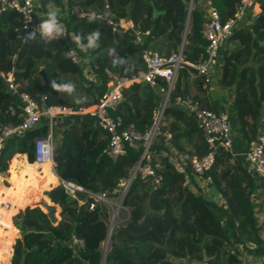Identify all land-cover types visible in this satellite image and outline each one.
<instances>
[{
    "label": "trees",
    "instance_id": "1",
    "mask_svg": "<svg viewBox=\"0 0 264 264\" xmlns=\"http://www.w3.org/2000/svg\"><path fill=\"white\" fill-rule=\"evenodd\" d=\"M188 2L36 0V18L42 20L48 11H56L65 37L46 43L40 37L25 42L24 33L30 30L18 34L21 16L13 10L1 13L0 71L11 72L17 89L27 92L40 107L63 105L78 109L94 105L114 77L131 78L145 69L143 47L133 43L135 30L148 31L147 35L142 34L143 46H151L163 56L177 51L182 43ZM239 2L192 0L181 50L185 61L195 64L204 56L207 41L201 24L207 18L208 7H215L220 22L225 23L234 18ZM257 2L259 11L253 15L248 9L244 19L218 45L207 85L193 67H178L158 133L148 150L151 160L161 164L160 182L152 189L138 175L134 177L122 201L129 209L128 219L113 227L104 264H254L255 259L264 258V223L259 225V203L254 200L260 178L242 155L250 142L257 140L264 125V0ZM73 7L100 17L95 16L92 21L77 17L71 12ZM152 7L163 12L153 17ZM109 17L130 20L135 29L112 25L107 22ZM97 29L101 36L95 49L85 51L74 42L77 34L85 37ZM70 48L79 55L77 63L67 57ZM113 48L115 54L111 53ZM113 55L123 57L126 63L113 67ZM84 68L88 73L83 72ZM41 71L50 81L47 87L43 86ZM65 80L75 84L74 95L81 98L79 102L51 87V82ZM156 83L155 87L144 80L126 84L111 114L119 116L123 125L132 123L138 131H144L164 95L160 88L167 87L162 78H157ZM214 83L227 91L231 111H222L229 122H234L243 149L235 154L233 147H217L212 165L199 178L191 169L190 159L208 149L194 115L176 98L189 96L200 107L216 110L207 95ZM145 88L148 92L144 95ZM16 103V96L0 76V125L19 120L8 113V106ZM47 131L46 118L41 117L23 137H10L3 143L0 171L7 167L9 171L8 161L14 156L11 189L24 196L25 206H37H27L12 215L10 242L0 252L5 257L10 255L16 227L19 235L12 245L9 264H102L109 210L99 202L89 209L90 197L82 192L68 195L60 184L55 185L57 181L53 182L48 164L33 162V140ZM51 133L54 170L58 174L73 173L78 158L79 178L92 192L111 190L118 178L127 176L143 149L138 141L126 146L125 153L115 160L110 159L102 152L107 133L89 114L58 115L52 121ZM166 133H170L169 138ZM15 153H25L27 160L23 156L19 160ZM48 184L55 185L49 189L48 200L59 206V219L47 214V199L40 200V193ZM74 239L81 240L82 245Z\"/></svg>",
    "mask_w": 264,
    "mask_h": 264
},
{
    "label": "built area",
    "instance_id": "2",
    "mask_svg": "<svg viewBox=\"0 0 264 264\" xmlns=\"http://www.w3.org/2000/svg\"><path fill=\"white\" fill-rule=\"evenodd\" d=\"M258 0H240L237 5V12L239 13L235 23H231L233 19L221 23L219 15L213 6L208 7L207 18L201 24V33L203 38L207 41L204 56L195 63H189L184 60L182 56V47L177 51L171 52L167 56L161 55L157 50L151 46H143V35H147L148 31L143 33L135 30L133 43L142 46L141 59L145 65V69L139 71L131 78L114 77L107 83L106 90L98 98L97 103L87 107H79L73 109L69 106H52L46 105L40 107L36 100H34L27 92L19 91L17 84L13 81L11 72L0 71V76L5 80L7 88L17 98L16 105L8 106L9 116L18 118L19 120L8 121L0 125V151L3 143L10 137H23L25 132L34 127L41 117L46 118L48 131L43 136H37L33 140V157L37 164L49 163L50 168L54 170L53 155L51 159L42 154V146L46 143H52V121L55 115L61 114L63 116L73 113L89 114L95 117L96 124L107 133V143L102 152L110 159L115 160L118 156L126 151V146H132L136 142H141L143 145L142 152L136 164L128 172L127 176L120 177L116 185L111 190H102L92 192L85 189L81 184L73 179H59L64 191L70 195L75 196L77 192L84 193L91 198L89 202V209L93 208L94 203L99 202L104 204L109 210L108 229L107 232L112 231L113 227L125 223L129 216L128 207L122 204L123 198L126 195L129 186L136 175L143 181L148 182L152 189H155L161 179L159 170L161 164L158 161H152L148 150L151 146L155 135L158 133V127L163 115V110L166 106L168 94L173 86L176 71L181 64H187L194 68L195 73L203 76L204 86L211 80V67L215 62L218 45L225 37V35L237 24L238 21L245 15L246 11L254 6H258ZM36 0H0V14L13 10L17 12L22 19L20 29L32 30L37 25L38 19L35 14ZM256 4V5H255ZM71 12L77 17H87L90 12L80 11L77 7H73ZM236 12V13H237ZM253 15L255 13H252ZM236 15V14H235ZM29 17L31 20L29 21ZM96 17H100L96 14ZM235 17V16H234ZM107 22L112 25H119L124 29L134 28L132 21L127 19H119L115 22L113 18H107ZM63 28V26H62ZM143 34V35H142ZM65 37V30L59 34L58 38L51 40H60ZM43 43L50 40L41 38ZM67 57L71 62H78L80 60L77 51L70 48L67 51ZM162 78L167 82L165 89L160 88L164 92V98L153 113L151 124L142 132L138 131L132 123L123 125L119 116H114L111 111L115 110L118 101L121 98L122 88L134 80H144L150 86H156V79ZM44 97H42L43 99ZM176 101L181 102L186 109L191 112L197 125L202 131L204 142L207 151L202 155H195L190 159V166L192 171L200 178L205 171H207L213 163L214 152L217 147L221 146L226 150L232 148L231 126L227 114L219 109L212 110L202 108L197 103L193 102L189 96L183 99L177 97ZM264 122V117L262 118ZM166 137H170V133H166ZM244 160L249 164L252 172L260 178L262 187L264 189V125L261 129L260 135L256 141H251L248 148L242 152ZM2 171H0V174ZM209 176H206V180ZM82 201H79L81 203ZM9 205V204H8ZM123 211V212H122ZM264 212V203H263ZM123 214V215H122ZM75 242L82 245V241L74 239ZM109 240L104 241V246L108 247Z\"/></svg>",
    "mask_w": 264,
    "mask_h": 264
},
{
    "label": "clouds",
    "instance_id": "3",
    "mask_svg": "<svg viewBox=\"0 0 264 264\" xmlns=\"http://www.w3.org/2000/svg\"><path fill=\"white\" fill-rule=\"evenodd\" d=\"M96 16L95 12H90L87 16V19L89 21H92ZM31 20V17H29V21ZM63 31V28L60 24V21L58 19V14L56 11H48L45 14V18L42 20H39L37 25H35L32 30L27 31L24 33V40L25 42L40 38H47L48 40H51L53 38H58L59 34ZM101 33L100 31L93 30L89 32L85 37L80 36L77 34L74 37V42L82 47L85 51L93 50L97 47L99 40H100ZM116 50L113 48L111 49V53L115 54ZM126 61L123 57L119 55H113L111 59V64L113 67L118 65L125 64ZM51 87L56 90L65 93L67 96L73 97L75 102L80 101V97L78 95H74L76 93V86L75 84L70 80H65L63 82H51ZM55 145L53 143H46L42 146V154L44 156H47L49 159H51L53 153H54Z\"/></svg>",
    "mask_w": 264,
    "mask_h": 264
},
{
    "label": "crops",
    "instance_id": "4",
    "mask_svg": "<svg viewBox=\"0 0 264 264\" xmlns=\"http://www.w3.org/2000/svg\"><path fill=\"white\" fill-rule=\"evenodd\" d=\"M257 12H258V10H257ZM207 95H208L209 102L211 104L216 105L217 106V109L222 110V109L225 108V110H227V112L228 111H231L230 102H229V100L227 98V91L226 90H223L221 87H219V85L217 83H214V85L209 89ZM230 123H231V127H232V138H233V144H232V147L233 148H232V150H233V153L239 154V153L242 152V149H243L242 144L243 143L241 141L240 135H239L236 127L234 126V122L230 120ZM14 155H18V159L19 160H21V158H22L21 156H23V159L26 161V159L24 157V155H26L25 153L24 154L23 153H15ZM167 158H169V157L167 156ZM10 159H12V158H10ZM9 161H11V160H9ZM9 161H8V165H9ZM7 169H8V167H7ZM38 169L40 170V167ZM50 171L52 173H54V170H52L51 168H50ZM9 172L11 173V171H9ZM9 172L7 173V172L2 171V173L4 175H3V179L0 180V186H2V187H8V188L11 189V188H14V187H13V185L9 181V177H10V173ZM257 183H258V189L256 190V196H255L254 200L258 201V203H259L258 207L256 208L257 209L256 214H257V217H258L259 225L262 226L263 223H264V212L262 210V208H263V202H264V200H263L264 199V194H263V191H262V188H261V186H262L261 182L259 180H257ZM57 184H58V179H57V183L55 185H57ZM55 185H53V186H55ZM53 186L52 185L49 186V184H48L47 188H45V189H50ZM44 191L45 190H42L41 193H40L41 194V199L40 200H42V201H44V198L47 199V197L44 196L45 195V192ZM0 194L4 195V197H2V199H5L6 198L4 189H1L0 188ZM258 195H260V196H258ZM20 196H22V195H20ZM22 197L24 198V196H22ZM2 199H0V200H2ZM47 201L49 203H51L48 199H47ZM27 206H30L31 207V205H26V206H24L22 208H15V211L13 212V214L15 212L19 211V210L24 209ZM13 207H14V205H13ZM56 208L59 209V206L56 205ZM11 222H12V219H11ZM15 229H16V233H15V235L13 237V241L18 236V230H17L16 227H15ZM13 241H12V244H13ZM11 255H12V246H11L10 255L8 256V260L5 263H0V264H9L10 259H11Z\"/></svg>",
    "mask_w": 264,
    "mask_h": 264
},
{
    "label": "water",
    "instance_id": "5",
    "mask_svg": "<svg viewBox=\"0 0 264 264\" xmlns=\"http://www.w3.org/2000/svg\"><path fill=\"white\" fill-rule=\"evenodd\" d=\"M190 5H188V13H187V16H186V22H185V28H184V31H183V35H182V43H181V47L183 46V42H184V39H185V34H186V31H187V25H188V21H189V12H190ZM163 11H158L156 10L154 7H152V16L155 17L156 15L162 13ZM113 20L115 22L118 21V18L114 17ZM24 30L23 29H19L18 30V34H21ZM41 74H42V79H43V86L44 87H47L50 83V81L46 78L45 74L43 73V71H41ZM79 169H80V164H79V159L77 158V167H76V170L73 172V173H65V172H61V173H57L55 170H54V173L55 175L57 176V179H73L75 180L76 182H78L79 184H81L85 189L86 186L81 182L80 178H79ZM45 195L48 199V193H49V189H46L45 191ZM37 206V205H36ZM46 209H47V214L52 218V219H56V216L54 214V211L56 209V205L53 204V203H48L46 204ZM109 237H110V232H107V235H106V238H105V242H107L109 240ZM162 247L164 246L163 244L161 245ZM105 254H106V247L103 246V259H102V264H104V258H105Z\"/></svg>",
    "mask_w": 264,
    "mask_h": 264
},
{
    "label": "rangeland",
    "instance_id": "6",
    "mask_svg": "<svg viewBox=\"0 0 264 264\" xmlns=\"http://www.w3.org/2000/svg\"><path fill=\"white\" fill-rule=\"evenodd\" d=\"M188 5H190V8L192 7V0H189V2H188ZM256 5V4H255ZM257 10L259 11V7H257V5L256 6H254L253 8H251V13H257ZM238 15H239V13L237 12L236 13V15H235V22H236V18H238ZM244 19V16L241 18V20H243ZM234 20V19H233ZM235 22H233V23H235ZM239 23V21L237 22V24ZM87 70H86V68H84L83 69V72L84 73H88V72H86ZM88 75V74H87ZM126 86V85H125ZM147 92H148V90L145 88L144 90H143V94L145 95V94H147ZM193 92V91H192ZM163 98H164V95H162L161 96V102H162V100H163ZM160 102V103H161ZM58 115H61V114H58ZM58 115H55L54 117H53V119L54 118H56ZM14 157V156H13ZM12 157V159H11V161H10V164L8 165L9 166V171L11 170V165H12V160L14 159ZM24 157H25V159L27 160V155H24ZM169 159L170 160H174V157L172 156V157H169ZM53 168H54V165H53ZM133 168V167H132ZM8 171V172H9ZM4 172H7V170H5ZM7 172V173H8ZM10 173V172H9ZM1 179H3V178H1ZM200 186H202V184H200ZM191 187L193 188V186L191 185ZM0 188L1 189H4V187L2 188V186H0ZM6 188H8V187H6ZM10 189V188H9ZM2 195V194H1ZM205 195L207 196V197H210L211 196V194H209V192H205ZM44 196H46V195H44ZM2 197H4V195H2ZM7 198V197H6ZM211 198V197H210ZM213 199H215L216 197H212ZM2 199V198H1ZM46 203V202H45ZM24 204H25V202H23V204L21 205V207H19V208H22V207H24ZM46 204H48V203H46ZM32 206H36V205H31V207ZM40 207V206H39ZM41 208V207H40ZM42 209V208H41ZM43 210V209H42ZM15 211V210H14ZM13 211V212H14ZM44 211V210H43ZM123 212V211H122ZM54 214H55V216H56V219H59V209H55V211H54ZM123 215V214H122ZM12 217V216H11ZM11 217H10V220H9V222H8V224H6L5 226H3L1 229H0V250H1V248H3V246H7V245H9V242H10V236H11V228H10V222H11ZM9 226V227H8ZM14 226V225H13ZM8 227V228H7ZM14 235H15V233H13V237H14ZM19 235V234H18ZM18 237V236H17ZM16 237V238H17ZM262 237L264 238V233H263V235H262ZM15 240V239H14ZM13 243H14V241H13ZM13 245V244H12ZM11 245V246H12ZM109 245V244H108ZM103 246H104V244H103ZM6 258H7V260H8V256H6ZM264 258H262V260H263ZM6 260V261H7ZM262 260L261 259H259V258H257V259H255L254 261H253V263L254 264H261L262 263Z\"/></svg>",
    "mask_w": 264,
    "mask_h": 264
},
{
    "label": "bare ground",
    "instance_id": "7",
    "mask_svg": "<svg viewBox=\"0 0 264 264\" xmlns=\"http://www.w3.org/2000/svg\"><path fill=\"white\" fill-rule=\"evenodd\" d=\"M233 22H235V20H233L231 23ZM46 164L50 166L49 163ZM3 175H4L3 173L0 174V180H2L1 178H3ZM51 176L53 181H57V176L54 173L51 172ZM4 191H5V196L7 198L0 200V229L6 224H8L10 217L13 214L15 208L21 207V205L24 202L23 200L24 198L22 197L23 195L20 196L21 194L16 193L14 190L4 187ZM6 260L7 258L4 256V253L0 252V263H5Z\"/></svg>",
    "mask_w": 264,
    "mask_h": 264
}]
</instances>
